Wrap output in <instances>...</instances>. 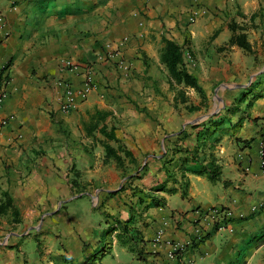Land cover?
<instances>
[{
  "label": "crops",
  "instance_id": "crops-1",
  "mask_svg": "<svg viewBox=\"0 0 264 264\" xmlns=\"http://www.w3.org/2000/svg\"><path fill=\"white\" fill-rule=\"evenodd\" d=\"M0 16V69L9 62L0 187L20 213L0 229V264H264V0H0ZM231 25L251 50L229 44ZM164 38L181 46L184 65L183 45L192 51L185 67L207 97L198 111L187 107L201 98L161 61ZM63 59L94 70L68 113L55 81L80 87L83 73L61 69ZM204 109L211 115L198 118ZM218 208L234 218L213 230L198 211ZM171 241L185 245L178 260L166 257Z\"/></svg>",
  "mask_w": 264,
  "mask_h": 264
},
{
  "label": "built area",
  "instance_id": "built-area-1",
  "mask_svg": "<svg viewBox=\"0 0 264 264\" xmlns=\"http://www.w3.org/2000/svg\"><path fill=\"white\" fill-rule=\"evenodd\" d=\"M190 22L194 21V15L189 18ZM3 22V17L0 16V23ZM126 38V37H125ZM183 56L187 65L194 66L195 59L193 57L191 49L188 45H183ZM107 58L111 60V63L121 71V73H126L129 70V63L122 56L118 55L117 51H108ZM8 68L5 65L0 69V103L6 96V83L8 80ZM60 68L76 72L78 70L82 71L83 80L80 87H73L72 84L65 79H57L55 85L58 89V110L61 113H68L72 110L77 109L79 103L86 99L89 92L95 85L94 82V70L93 66L90 64H79L75 63L69 59H63L60 61ZM7 117L0 116V127L7 125ZM260 165L264 166V151L260 150ZM198 215L211 227L214 229L224 228L225 225L234 218V213L229 208H218L209 209L205 211H198ZM163 234V228L160 227L155 231V239L159 241ZM201 230H198L197 237L195 240H199L202 237ZM169 250L166 254L167 259L174 260L177 258V251L185 249V245L180 242H168Z\"/></svg>",
  "mask_w": 264,
  "mask_h": 264
},
{
  "label": "trees",
  "instance_id": "trees-1",
  "mask_svg": "<svg viewBox=\"0 0 264 264\" xmlns=\"http://www.w3.org/2000/svg\"><path fill=\"white\" fill-rule=\"evenodd\" d=\"M237 28L238 27L236 25H231V30L233 31V35L229 39V44L237 45L245 50H251V45L246 39V34L241 31L236 32ZM163 43H164V47H163L162 54H161L162 63L169 70L171 78L175 81V83L177 84L180 83V84H183V86L185 87L193 88L195 92L197 93V95L201 98L200 105H189L187 107L188 110L190 112L200 110V106L206 104L207 97L202 87L197 83L196 77L188 73L184 65V62H183L181 46L177 44L176 42L166 39V38L163 39ZM8 66H9V62L5 64V67H8ZM179 97L182 101L186 100V97L184 96V92L182 90L179 91ZM209 120L211 119L209 118ZM220 120L222 121L223 119L221 118L216 121H210V123H208L209 121L203 122L201 124H196L192 126L197 127L199 125H207V124H209V126H216L219 123H222ZM108 137L113 139L114 138L113 133L108 135ZM105 148H106L107 155H111L117 161V163L121 162V158L116 154V151L113 148H111L110 146H106ZM178 152H182V153L187 152V154H189L191 157L197 158L196 152H189L188 150L186 149L182 150L181 148L178 149ZM126 154L129 155V153H126ZM180 164L181 165L179 166V168L181 167L180 169L181 178H183L184 176L183 174L184 169H182L183 159ZM172 167L165 169L167 180L175 179L176 172H174ZM214 176H215V171L212 170L210 178L214 179L215 178ZM128 180L130 181V177H127V181ZM127 181L124 182V184L122 185L120 189H118V191L123 190L125 188V184L127 183ZM4 218L7 219L10 223H17L20 221V213H19L18 208L15 206L10 194L6 190H2L0 187V224ZM203 237H201L198 241H200ZM194 241H192L193 244H194ZM183 252H184V249L182 251L181 250L177 251V258H176L177 260L181 258V255Z\"/></svg>",
  "mask_w": 264,
  "mask_h": 264
},
{
  "label": "rangeland",
  "instance_id": "rangeland-1",
  "mask_svg": "<svg viewBox=\"0 0 264 264\" xmlns=\"http://www.w3.org/2000/svg\"><path fill=\"white\" fill-rule=\"evenodd\" d=\"M185 65L186 66H188L187 64H186V62H185ZM220 88H221V85H215V88L214 89H212L209 93H208V95H209V97L211 98L212 96H215V97H218V98H216V102L214 103V102H211L210 103V109H212L211 111H216V112H218V111H220L223 107H220V105L217 103V102H224L223 100H222V98L219 96V94H218V91L220 90ZM198 97V96H197ZM219 99V100H218ZM211 101H212V99H211ZM214 104V105H213ZM186 107V106H185ZM207 107V106H206ZM182 109H184L185 110V108L183 107ZM210 111L209 110H207V109H204V110H201V112H200V114L201 115H199L198 116V118H202V116H208ZM223 113H225V111L224 112H222V114ZM197 114H199V112L197 113ZM83 208V207H82ZM0 225H2V228H0V229H3L4 231H6V229H8L10 226H11V223L7 220V219H3L2 221H1V224ZM112 237H109V238H107V241H104V239L101 241V244H99V248L98 249H96L94 252H95V255L94 256H96V258H95V263H97L98 261H99V259H100V257L101 256H105V255H107V253L106 254H102L103 253V249H106V251L108 250V248L111 246V243H112ZM108 247V248H107ZM90 261H91V259H90ZM92 262V261H91Z\"/></svg>",
  "mask_w": 264,
  "mask_h": 264
},
{
  "label": "water",
  "instance_id": "water-1",
  "mask_svg": "<svg viewBox=\"0 0 264 264\" xmlns=\"http://www.w3.org/2000/svg\"><path fill=\"white\" fill-rule=\"evenodd\" d=\"M209 115H211V114H209Z\"/></svg>",
  "mask_w": 264,
  "mask_h": 264
}]
</instances>
